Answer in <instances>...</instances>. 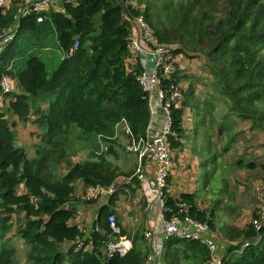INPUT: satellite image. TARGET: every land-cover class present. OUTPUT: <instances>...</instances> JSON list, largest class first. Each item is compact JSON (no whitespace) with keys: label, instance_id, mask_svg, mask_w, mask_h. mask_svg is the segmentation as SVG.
Listing matches in <instances>:
<instances>
[{"label":"trees","instance_id":"1","mask_svg":"<svg viewBox=\"0 0 264 264\" xmlns=\"http://www.w3.org/2000/svg\"><path fill=\"white\" fill-rule=\"evenodd\" d=\"M17 4L8 0L0 7V83L7 77L14 86L7 94L0 88V264H19L14 237L25 246L24 264H146L149 249L143 235L131 238L124 256L106 255L107 243L118 240L107 221L115 214L118 186L99 209L88 235L71 223L78 183L105 187L125 174L117 161L119 152L126 151L117 145V129L128 127L137 141L150 137L155 97L136 80L143 71L140 62L130 72L125 64L131 56L130 22L142 17L157 44L175 57L203 59L209 79L203 81L204 96L192 100V85L183 93L179 84L190 78L177 63L161 86H180L182 92L180 105L170 107L172 151L182 148L189 135L183 126L185 109H195L200 100L204 147L217 160L213 150L224 125L239 129L241 135L264 134V0H60L40 21L35 13L19 17ZM10 117L38 131L31 157L16 145ZM72 135L93 146L77 161L68 143ZM217 167L212 165L214 171ZM260 167L264 171V165ZM168 185L169 178L163 193L164 220L181 218L176 203H185L191 219L206 223L230 243L222 257L225 264H264V227L255 231L249 223L215 229L212 221L220 223L217 211L226 214V198L200 210L194 197L166 196ZM208 258V248L199 240L173 235L164 242L161 264H206Z\"/></svg>","mask_w":264,"mask_h":264},{"label":"crops","instance_id":"2","mask_svg":"<svg viewBox=\"0 0 264 264\" xmlns=\"http://www.w3.org/2000/svg\"><path fill=\"white\" fill-rule=\"evenodd\" d=\"M31 1L33 0H28V2ZM130 37H132V39L136 42H140V32L136 28L131 29ZM175 58L177 61V69L181 71L183 75H186L190 78V80H183L179 84L183 89V93L185 94L187 92V88L192 85L193 95L190 96L192 100L199 98L200 96H204L207 93V87L203 81L209 79L205 76L202 70V65L204 62L203 59L199 57L189 59L182 55H178ZM137 60L139 61V58ZM137 60L130 58L127 59V61L125 62L127 66V71L130 72L134 69ZM200 102L203 101L198 100L195 109H185L183 117V126L184 129L189 132V138L193 137L194 130L192 131V125L195 128L197 120L200 119V116H203L202 114L200 115V112H197L198 107L200 108V110L203 109L198 105ZM200 105L203 107V104L200 103ZM216 110V115L217 117H219L222 112L218 107L215 108V111ZM208 118L209 117H206V120H208ZM13 120L15 121L14 118L12 119V121ZM230 129L233 133L231 136L223 137L225 132H227V130H225L224 128H222V133L220 135L217 134L219 138L216 139V144L213 152L217 155L218 167L214 171L212 165H210V177L211 179H214V181L224 182V175L228 170H235V173L242 172L244 174L257 170V172L255 173L256 178L254 177V181L256 183L258 180V183L252 187L251 198L253 200V198L256 197V192L261 184L262 179L264 178V171L262 173L259 171V169L261 170L260 158L263 152L261 153L259 145H250L247 146L248 148H242V152H237L236 148H229V146H231V144L235 142L244 141L246 145L247 141L255 143L257 141H264V139H262V134H260V132L246 133L241 138L238 136L235 137L234 129L229 128L228 130ZM213 130L214 131L212 132L217 133L216 128H213ZM238 130L239 129H235V131ZM126 131L127 129L125 128V126L121 125L117 129L116 136V140L123 144V148H125V150L127 143ZM222 138H225L226 142L220 141ZM191 145L190 147L187 146L186 142L184 141L182 148L173 151V157L169 171V185L166 196L168 195L169 197H173V199H177L180 197V195H189L192 198L194 197V203L200 210H205L208 208L206 205H203V200L201 199V196L209 191L207 190V185L203 186L202 182V171L200 170L202 162L196 154L191 152ZM118 150L120 151V148H118ZM124 152L122 161L119 163V165L120 169L125 172V174L123 176H119L115 181L119 189V195L118 201L112 207V210L115 212L114 217L119 223L121 229L125 231L127 237L132 238L135 235H138L140 237L142 235L144 236V239L149 249L147 254L148 256L153 253L155 247H158L159 250L162 252L166 237L162 230L161 211L158 204V200L155 197V186H153L152 182L155 178L156 166L152 161L145 162L144 170L148 178V182L144 186H141L140 183L133 176L134 169L137 165V156L136 154L129 153L128 151ZM224 154L226 155V157H224ZM229 155H234L233 157H236V160L230 161L229 168H226L227 161L230 158H228ZM256 159H258L259 161ZM77 160L73 159V161ZM255 162H259V165L257 164L258 166H256ZM239 163L243 165L253 164L254 167L252 169L244 170L238 167ZM62 167L64 168V166ZM221 169H224L225 172L220 173ZM63 171L64 169L62 170V172ZM87 188L88 187H85L84 185H82V183H78L76 185V197L78 199V202L74 206L76 208V217L74 220L71 221L72 224H77L79 228L83 230L85 235H88L90 233L93 221L97 217L99 209L102 206H106L109 201V197H105L98 200L95 204H87L89 202L83 198L84 194L87 192ZM224 189H227V187H222L220 191L214 193L213 195L210 193V195L212 197H215L218 195V193H220V197L226 198L227 193L224 191ZM239 191H241V188H239ZM124 200H126V203ZM257 206V202L255 201L254 210H256ZM252 213L253 211L251 212V215H253ZM137 216H140V221L138 218H136ZM212 225L215 227V229L216 227H218L219 229H221L220 227H222L215 220L212 221ZM230 226L237 228V226L234 225ZM241 227H244V225H240L238 228ZM181 228L185 227L182 225ZM189 231L196 232L193 227H190ZM146 233H149L151 235L149 239L145 237ZM207 235L211 237V239L217 245L218 253L223 256L227 245H229L230 243L218 238L216 236V233L213 232L209 226ZM14 243L16 249H18V240L15 239Z\"/></svg>","mask_w":264,"mask_h":264},{"label":"built area","instance_id":"3","mask_svg":"<svg viewBox=\"0 0 264 264\" xmlns=\"http://www.w3.org/2000/svg\"><path fill=\"white\" fill-rule=\"evenodd\" d=\"M18 1L17 6L19 17H25L29 14L35 13L42 18L41 14L48 12L53 6H55L60 0H33L28 4H24L28 0H15ZM8 0H0V7L6 6ZM132 29L136 28L140 32V42H136L130 37V59L137 60L140 53L146 55L151 54L154 57V65L151 70L150 77H146L145 70L137 75L136 80L142 87L143 91L149 95L155 97L157 108L161 109L160 115L163 120L160 122L159 129L155 136H151L147 139L134 140L130 134L128 127L126 131V151L134 153L137 156V165L134 169L133 176L144 186L148 182V178L145 173V162L152 161L156 166L155 178L153 186H155V197L158 200V204L161 211V223L162 230L165 237L179 236L182 238H190L193 240H199L204 244L209 251V258L206 264H225L223 256L218 253L217 245L207 235L208 225L191 219L188 216L189 206L185 203H176V208L182 215L181 218L173 217L171 220L166 221L163 218V212L165 211V198L164 190L167 188V179L169 178V171L173 157V151L170 147L169 137L173 136L172 131V119L170 107L179 106L182 100V92L180 86L171 85L168 89H164L161 86L163 80L169 79L170 75L176 70L175 63L176 58L172 55L171 51L165 46L157 44L153 39L151 31L143 21L142 17H135L130 22ZM0 88L3 94H7L14 89L13 84L7 77H3L0 83ZM3 97L0 96V107L3 105ZM156 108V107H155ZM264 158L261 159V162ZM264 162V161H263ZM264 165V164H262ZM151 182V183H152ZM117 191V184L113 183L105 187H88L87 192L83 198L87 201H98L101 198L110 197ZM257 208L255 210L256 217L250 221L255 231H259L264 227V182H262L256 192ZM109 227L112 234L118 237L117 241H109L106 247V255L109 257L113 253H117L120 256H124L130 251L132 246L131 237L121 236L120 229L115 222L114 216H109ZM185 228H181V226ZM193 227L196 232H190L189 228ZM200 234V235H199ZM150 234L146 233L145 237L150 238ZM248 243L241 245V249L246 248ZM162 252L158 247H155L151 255H147L146 264H161Z\"/></svg>","mask_w":264,"mask_h":264},{"label":"rangeland","instance_id":"4","mask_svg":"<svg viewBox=\"0 0 264 264\" xmlns=\"http://www.w3.org/2000/svg\"><path fill=\"white\" fill-rule=\"evenodd\" d=\"M28 3L29 2L26 1L24 4H28ZM131 29H132V27L130 26V30ZM207 100H208V98H207ZM10 118L13 119V117H10ZM12 119H10L9 122L14 123L13 129H14L15 134H16V145L19 147H25L26 150L29 151V154H30L29 157H31V155H32L31 150L32 151L34 150L33 145L37 140L38 131L29 122L26 124H20L18 121H16V119H15V121L14 120L12 121ZM206 123H208V120H206ZM222 128L227 130V132H225L223 137H228V136H231L233 134L231 129L228 130V128H229L228 125H224ZM192 131H193V137L190 136L191 138H189V136H188L187 139L185 140V142H186V145L189 147L192 144L191 145L192 151L191 150L190 151L193 152L194 154H196L198 156V158L200 159V161L202 162V165L200 167V170L202 171V175H201L203 178L202 180H203V182H208L207 190L209 192H206V194L201 196L202 197L201 199L203 200V205H206L208 209L213 207L214 203L220 198L221 194L218 193L217 196L212 197L210 195V193L213 195L214 193L220 191L222 189V187L224 188L226 186L227 189H224V191L227 193L226 201L225 202L222 201L223 205L226 206V208L224 210L226 214L221 215L223 210L216 212V214L219 216L218 220L220 223H218V224L220 226L234 225V226H237V228L240 225H244V226L248 225L250 223V221L253 219V215L255 213L254 208H255L256 197L253 198V200H252L251 195H252V187L258 183V180L256 183L254 181V179L256 178L255 173L257 172V170H255L253 172H248L245 174L242 172L235 173V170L234 171L228 170L224 175V182L214 181V179H210V181H209L210 165L217 166L218 161L215 160V158L213 156H210L209 152H207L205 150L204 136L206 139L207 134H206V131L203 132V128L200 124V120H197L195 128L192 125ZM234 132H235V136H238L240 138L246 134L245 133V134L241 135V131H234ZM261 134H262V139H264V134L263 133H261ZM70 142L72 143V146L70 145ZM68 143L70 145L69 146L70 151H72L74 153L76 152V155L74 157L75 160H77L78 158H83L85 154L88 155V153H90L91 150H93V148H92L93 146H91V143H88L87 141L85 142V141L79 140L77 138V135L70 136ZM117 145L123 146V144L118 142V141H117ZM250 145H252V146L259 145L261 153L263 152V154H261L260 160L262 158H264V141H259V142L257 141L255 143L247 141L246 145H245L244 141H242V142L240 141V142H235V143L231 144V146H229V148L234 147L237 149V152H242V148H248L247 146H250ZM124 147H125V143H124ZM119 156H120V161L117 160L118 164L122 161L123 151L119 152ZM233 156L232 155L228 156V158L229 157L230 158L227 161L226 168H229L230 161L236 160V157H233ZM224 157H226V155ZM256 160H258V159H256ZM263 161L260 162V164H264ZM255 164H256V166H258L259 162H255ZM259 171L261 173L263 172L262 169L261 170L259 169ZM224 172H225L224 169L220 170V173H224ZM246 174H250V175H246ZM262 182L263 181H261V183ZM239 188H241V191H239ZM124 201L126 203V200H124ZM252 211H253V213H252L253 215H251ZM136 218H138L140 221V216H137ZM11 236L12 237L14 236V230H13ZM15 239L18 240V244H17L18 249H17L15 256H17V259H18L17 261L19 264H24V262H25V257H24L25 246H24L21 239L14 237L12 239V244L14 247H15V243H14Z\"/></svg>","mask_w":264,"mask_h":264},{"label":"water","instance_id":"5","mask_svg":"<svg viewBox=\"0 0 264 264\" xmlns=\"http://www.w3.org/2000/svg\"><path fill=\"white\" fill-rule=\"evenodd\" d=\"M139 62H140L141 67L145 70L146 77H150L151 70H152V67L154 65V57L151 54L144 55V54L140 53ZM155 107H156L154 109V115L155 116L153 117V120H152L151 125H150V130H149V134L151 136H155L157 130L159 129L160 122L163 120V117L160 115L161 109L157 108L156 105H155Z\"/></svg>","mask_w":264,"mask_h":264}]
</instances>
